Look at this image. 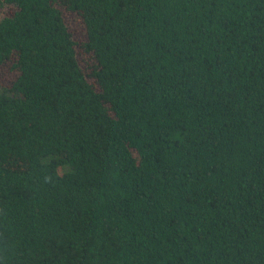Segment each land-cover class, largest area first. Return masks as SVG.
Segmentation results:
<instances>
[{
  "label": "trees",
  "instance_id": "trees-1",
  "mask_svg": "<svg viewBox=\"0 0 264 264\" xmlns=\"http://www.w3.org/2000/svg\"><path fill=\"white\" fill-rule=\"evenodd\" d=\"M0 264H264V0H0Z\"/></svg>",
  "mask_w": 264,
  "mask_h": 264
},
{
  "label": "clouds",
  "instance_id": "clouds-1",
  "mask_svg": "<svg viewBox=\"0 0 264 264\" xmlns=\"http://www.w3.org/2000/svg\"><path fill=\"white\" fill-rule=\"evenodd\" d=\"M6 246H7L6 244L0 242V248H5Z\"/></svg>",
  "mask_w": 264,
  "mask_h": 264
},
{
  "label": "rangeland",
  "instance_id": "rangeland-1",
  "mask_svg": "<svg viewBox=\"0 0 264 264\" xmlns=\"http://www.w3.org/2000/svg\"><path fill=\"white\" fill-rule=\"evenodd\" d=\"M7 9V6L6 5H3L1 8H0V12Z\"/></svg>",
  "mask_w": 264,
  "mask_h": 264
}]
</instances>
